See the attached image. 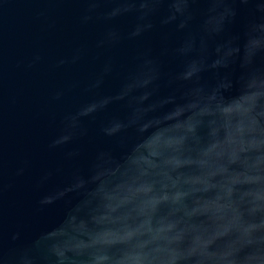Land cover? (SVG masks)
Returning a JSON list of instances; mask_svg holds the SVG:
<instances>
[{"label": "clouds", "instance_id": "9594fccd", "mask_svg": "<svg viewBox=\"0 0 264 264\" xmlns=\"http://www.w3.org/2000/svg\"><path fill=\"white\" fill-rule=\"evenodd\" d=\"M85 2L82 23L110 25L98 47L160 44L137 51L112 94L99 91L106 61L94 98L64 114L48 148H67L72 167L37 201L64 212L28 241L5 234L0 153V264H264V0ZM124 16L126 33L111 26ZM113 106L88 151L89 122Z\"/></svg>", "mask_w": 264, "mask_h": 264}, {"label": "water", "instance_id": "95a60500", "mask_svg": "<svg viewBox=\"0 0 264 264\" xmlns=\"http://www.w3.org/2000/svg\"><path fill=\"white\" fill-rule=\"evenodd\" d=\"M87 7L85 0H0V153L6 236L20 231L28 241L62 216L63 204L43 211L37 206L42 195L63 184L72 167L64 158L67 148L50 150L48 145L58 133L64 114L94 98L97 90H89L90 85L101 74L104 63L111 60L115 72L105 78L99 91L112 94L118 86V74L131 65L137 51L159 47V33L98 47L110 25L97 20L82 23ZM112 7L102 4L100 11ZM246 16L243 12L242 17ZM132 21L133 17L124 16L111 26L126 33ZM239 27L237 24L233 30ZM175 39L173 34L170 40ZM76 54L80 60L71 63ZM62 59L68 62L58 66ZM58 91L64 95L55 100ZM118 110L113 106L89 122L88 151L101 143L96 135L99 122ZM25 161L24 175L17 176ZM47 171L53 175L41 184L40 178Z\"/></svg>", "mask_w": 264, "mask_h": 264}]
</instances>
